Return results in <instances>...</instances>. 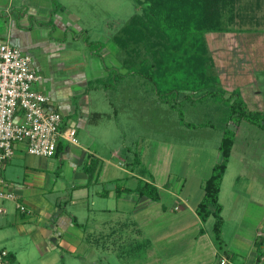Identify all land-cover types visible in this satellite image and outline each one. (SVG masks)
Returning a JSON list of instances; mask_svg holds the SVG:
<instances>
[{
    "label": "rangeland",
    "instance_id": "1",
    "mask_svg": "<svg viewBox=\"0 0 264 264\" xmlns=\"http://www.w3.org/2000/svg\"><path fill=\"white\" fill-rule=\"evenodd\" d=\"M255 1L238 0L235 12L252 11L244 7L246 4L254 6ZM260 3L261 10H264V4ZM59 4L69 10H65L60 19L67 23L65 14L73 11L80 16L76 23L82 31L78 32L79 40L76 41L70 39L71 31L60 33L59 36H63L61 39L67 37L66 50L61 53L64 59L60 69L51 72L66 77L70 69H65L64 60L68 64V60L72 59L88 61L89 67L95 64L98 76L104 73V79L95 83L98 89L88 94L89 99H95L97 111L106 115L97 120L93 118L92 122L86 124L96 126L92 133L101 140L97 151L103 160L116 165L119 158H124L120 155L119 142V134L123 132L125 145H130L132 141L136 144V148L128 147V157H131L134 148L138 152L144 151V163L137 169L145 168V181L159 186V199L157 202L148 201L149 206H138L134 212L125 215L137 225L134 232L126 227L129 225L127 223L125 228L117 229L122 232L116 230L117 235L114 236L111 232L113 213L97 212L100 207L112 209L114 198L92 193L94 189L100 192L113 188L114 183L108 181L110 178L106 175L101 185L93 184L89 195L84 198V195L77 193L71 195L68 182L58 174L57 184L46 198L64 214L72 209L71 214L83 225L80 229L85 237L79 244H73L76 250L69 254L66 246L58 243H47L53 249L41 253L35 247H30L29 243L13 240L10 235L7 242L16 251V260L9 264H219L221 258L226 264H264L263 259L257 260L252 247L255 236H264V130L247 119L236 123L237 112L233 114L230 107L232 98H199L201 91L193 93V98L181 99L182 93L177 97L178 103L170 108L159 102L150 85L135 75H132L134 81L123 83L133 93L132 104L129 106L126 103V107L122 100L123 110L120 116L115 115L114 110L118 107L115 94L121 92L123 96L128 88L124 90L121 86L117 91L112 89L113 84H117L115 72L127 74L126 68L120 64L123 56L119 57L118 50L110 40L131 15L144 11L148 5L135 0H51L48 14L58 13ZM261 10H254L255 14L260 15ZM220 13L225 12L216 14V18L224 22L223 28L234 31L204 34L218 86L225 98L232 90H237L248 110L264 112V20L259 27H256L254 19L241 21L235 18L227 24V16ZM240 27L245 29H233ZM87 36L99 38L97 41L104 43L108 56L99 52V45H87L90 42ZM41 59L44 63L40 72L43 77L41 83H44L51 72L49 60L44 56ZM103 84L108 85L105 91ZM186 123L192 127H187ZM224 131L233 134V145L218 197L222 205V233L217 242L211 229L212 217L197 224L183 204L174 200L167 190L178 195L181 188L178 196L187 198L189 205L201 198L202 190L198 185L200 180L207 178L211 167L219 160L217 146ZM51 161L55 164L58 162L55 158ZM111 172L109 170L108 175ZM119 175L122 173L119 172ZM168 175L166 184L165 177ZM125 180L128 188L139 182L135 177ZM160 183L166 184L164 188ZM70 195L74 200L73 206L67 204ZM130 196L135 198L134 202L137 200L136 194ZM174 208L179 210L175 211ZM98 222H105V225L96 226ZM116 237L120 238L119 243H116ZM259 249L264 252L263 246Z\"/></svg>",
    "mask_w": 264,
    "mask_h": 264
},
{
    "label": "crops",
    "instance_id": "2",
    "mask_svg": "<svg viewBox=\"0 0 264 264\" xmlns=\"http://www.w3.org/2000/svg\"><path fill=\"white\" fill-rule=\"evenodd\" d=\"M50 2L51 0H0V41H5L10 46L16 47L29 55L32 69L41 76L42 80L43 77L40 73L42 68H44L42 56L49 60L48 68L50 72L54 69L57 72L60 66H62L61 63L64 58L61 57V53L66 50L67 37L63 38L64 40L61 39L63 36H59L60 33L64 34L69 30L71 31L70 39L76 41L79 40L77 38L78 32L82 31L76 23L80 16L73 11L65 14V17L68 19L66 20L68 21L67 23H64L60 19L61 14L67 10L63 4H59L60 9H57L60 14L57 12V14L55 12L51 15L48 14L51 10ZM51 18H53V21ZM87 38L92 43L97 44L98 42L101 44L100 41H97L99 38L93 39L90 36H87ZM83 46L85 47V45ZM99 52L104 56H108V50L104 49V43H102ZM57 58L60 59L59 62L56 61ZM64 62L65 69H70L66 77L62 78L53 75L51 72L48 75L49 77L47 76L46 82H40L37 88L49 98V107L60 114V129L62 131L67 129L74 130L75 144H69L63 139L59 140L57 151L50 158H39L28 155L24 144H15L13 146V154L4 162L1 177L5 183L4 189L14 194L16 201L0 200V251L6 252L7 257L12 258L8 259L6 257L4 262L0 261V264H9L16 260V251L7 242V237L10 235H12L13 240L18 239L29 243L30 247H35L41 253H46V251L53 249L49 248L46 245L47 243H58L66 246V251L69 254L76 250L73 244H79L81 239L85 237L84 231L72 222L75 220L76 224L83 227L76 220L75 215L71 214L72 209L64 214L49 198H46L47 195L50 196L54 186L57 184L58 174L59 177L64 178L68 182L67 185H69V193L71 195L77 193V195H84V198H87L89 195L93 184L97 183L98 186L101 185L106 175L110 178L108 181L114 183L113 188L101 190L100 192L94 189L92 193L99 197L114 198L115 202L112 209L103 207L97 209V212L102 214L109 213L110 211L113 213L114 217L111 222L113 229L111 232L114 236L117 235V231L119 233L122 232L117 229L125 228L127 223L129 225L126 227L134 232L136 230L134 228H137V225L131 219L128 220L129 217L125 215L134 212V209L138 206L145 208L150 205L149 200L143 196L139 198L137 196L135 202V198H131L130 195H135L133 190L137 183L132 188L126 187L125 184L127 182L125 179L130 177H135L141 182L149 183L144 178L145 168L138 170L135 167L127 165L126 151L129 150L128 147L136 146V144L134 145L132 141L130 145H125V134L123 132L119 134V142L121 141L120 155L124 158L118 159L116 165L121 168H117L111 161L103 160L100 153H98L97 148L101 140L97 134L92 133V129H95L96 126L86 125L90 122V117L92 116H95L94 119L96 120L101 116H106L105 113L97 111L95 108V99L93 97L88 98L89 92L98 89L95 83L98 80L104 79V73L98 76V72L94 69L95 64L89 67L88 61L82 62L69 59L68 64L65 60ZM53 64L57 65L54 66ZM132 78L133 76L131 75H123L117 78V86L113 85L112 89L114 91L119 90L123 86V83L134 81ZM125 88L128 87L126 86L123 89L126 90ZM121 96V92L115 94L118 100L116 102L118 107L114 112H116L115 115L119 116L121 110H123V104L126 107L132 104L133 93L128 88V90L123 92V96ZM122 100L124 101L123 104L121 103ZM140 139L142 140V138ZM138 153L140 165H142L144 163V151L139 150ZM53 158L58 160L57 164L51 161ZM90 159L98 160V165L94 178L88 184L87 175L84 173L83 168L88 164ZM109 170H112L110 175H108ZM119 172L122 175H119ZM168 180L169 175L165 177L166 184ZM203 180H200L199 188ZM166 184L162 185L160 183V186L164 188L163 186ZM151 185L158 191L159 186L157 184L152 183ZM121 188L124 191H121ZM180 191L181 188L178 192L180 193ZM167 192L174 200L183 204L197 224L201 223L194 213V208L200 199L189 205L187 198H179V193L177 195L168 190ZM71 195L67 203L68 206L74 205ZM138 200H140L139 203ZM15 202L20 203L24 207L25 212L18 211L15 208ZM86 209L90 212L88 208ZM178 210L176 209L175 211ZM104 225L105 222H98L96 226ZM200 232L199 235H201ZM221 233L222 230L220 231V235ZM115 241L119 243L120 238L116 237ZM44 248L45 250L43 251ZM221 260L224 261L223 264H226L224 258L219 259V263Z\"/></svg>",
    "mask_w": 264,
    "mask_h": 264
},
{
    "label": "trees",
    "instance_id": "3",
    "mask_svg": "<svg viewBox=\"0 0 264 264\" xmlns=\"http://www.w3.org/2000/svg\"><path fill=\"white\" fill-rule=\"evenodd\" d=\"M135 1L145 3L148 7L144 11L131 15L110 40L118 50L119 57L123 56L120 64L126 68L127 76L135 75L149 84L156 99L170 108L178 103L177 97L182 93L184 95H181V99L193 98V93L201 91L199 98L215 97L222 100L232 98L230 107L233 114L237 112L236 123L247 119L264 130V112L248 110L237 90H232L226 98L223 96L224 92L218 86V79L213 71V61L204 39L206 32L234 31L232 28L230 30L223 28L224 22L216 18L218 16L216 14L222 11L225 14L220 13V15L227 16L225 22L227 24L232 23L235 18L242 19L241 21L254 19L256 27H259L264 20V10H261L260 3L264 4V0L255 1V8L251 4L248 6L246 4L244 9L251 8L252 11L243 12L241 10L235 12L238 0ZM259 9L260 15L255 14L254 10ZM249 12L253 13L249 14ZM233 29L242 31L245 27ZM90 44L92 42L87 43V45ZM95 45L102 47L99 43ZM115 76L119 78L123 75L115 72ZM107 86L103 84V89H107ZM94 117H90V121ZM185 125L192 127L187 123ZM59 142L56 144L54 154ZM232 145L233 134L224 131L217 146L219 160L211 167L207 178L202 181V196L194 208V213L201 223H204L209 216L212 217L211 229L213 238L217 242H219L222 224L218 193ZM135 148L131 151V157L127 156L126 162L129 167L137 168L140 166V161L139 153ZM97 165L98 160L90 159L83 168L88 184L95 176ZM121 191L124 189L121 188ZM133 192L138 198L143 196L152 202H157L159 199L157 189L150 183L137 182ZM72 222L82 228L81 225L76 224L75 220ZM260 246L264 247V236H258V238L255 236L252 247L258 261L264 260V252L260 251ZM6 257L7 253L1 261L4 262Z\"/></svg>",
    "mask_w": 264,
    "mask_h": 264
},
{
    "label": "built area",
    "instance_id": "4",
    "mask_svg": "<svg viewBox=\"0 0 264 264\" xmlns=\"http://www.w3.org/2000/svg\"><path fill=\"white\" fill-rule=\"evenodd\" d=\"M40 82L29 55L0 41V200L16 201V196L4 189L1 177L15 144H24L28 155L39 158L52 157L61 139L75 144L74 130L60 129L61 116L38 90ZM15 208L25 212L20 203L15 202ZM5 255L0 251V261ZM223 263L221 260L219 264Z\"/></svg>",
    "mask_w": 264,
    "mask_h": 264
}]
</instances>
